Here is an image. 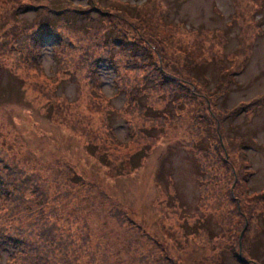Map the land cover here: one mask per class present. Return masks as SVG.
Instances as JSON below:
<instances>
[{"label": "rangeland", "instance_id": "rangeland-1", "mask_svg": "<svg viewBox=\"0 0 264 264\" xmlns=\"http://www.w3.org/2000/svg\"><path fill=\"white\" fill-rule=\"evenodd\" d=\"M116 3L164 14L186 40L216 29L219 51H207L203 41L182 50L148 26L125 25L111 12ZM89 4L0 2V177L8 188L0 184V213L12 190L25 189L22 178L34 174L50 186L39 219L56 222L53 237L86 232L91 252L81 264H105L94 251L98 244L109 264H264L262 9L251 0ZM107 9L114 15L99 14ZM39 21L57 27L36 50L29 34ZM134 28L148 32L161 52L154 53L157 70L143 77L152 83L141 81L145 70H134L146 44L128 58L130 48L117 38ZM183 70L196 79L181 77ZM141 85L154 89L139 98ZM137 106L149 108L147 119ZM199 163L208 164L209 190L200 188ZM1 241L0 264H10L14 247Z\"/></svg>", "mask_w": 264, "mask_h": 264}, {"label": "trees", "instance_id": "trees-1", "mask_svg": "<svg viewBox=\"0 0 264 264\" xmlns=\"http://www.w3.org/2000/svg\"><path fill=\"white\" fill-rule=\"evenodd\" d=\"M7 1L8 0H0V2H4V3H6ZM251 1H253V3H255L257 6H259L262 9L261 10L262 13L264 14V0H251ZM89 6H91V0H90ZM42 7H44V5H42ZM111 12L117 13L118 19H120V21L124 23L125 25L127 24L131 26L141 25V26H145V28L146 26H148L150 28L148 30L151 31V33L153 34L152 36L158 37L159 39H163L164 42H167L168 45L169 44L171 45L174 44L176 46L178 45L183 50V49H186L185 46L188 44H192L195 42L199 43L200 41H203L204 45L207 44V46L205 47L207 51H210L213 53H216L219 51L218 47L214 48V44L216 40L215 36L218 37L219 35L216 29H213L211 30V32H206V33L202 32V30H198V33H199V37H197L198 39L193 34L194 37H192L191 40H186L184 36H182V34H179V33L184 32L185 30L180 29L179 27H175V25L169 22L168 18H166L165 15L160 12L156 13L155 11H150L149 9H147L146 11H139V10L136 11L135 9H132L130 7L121 6L120 3L113 4ZM111 12H109V9H107L106 11L99 12V14L107 17V16L114 15ZM83 18H87V16ZM51 26L52 25L49 24L48 22L41 23L39 21V23L35 24L34 27H30L31 29H34L33 31H35L34 33L31 32L29 36L32 35L31 37L32 45L33 47L34 46L36 47V50L40 49L39 48V45H40L39 38L42 35H44L45 33H53V32L56 34L55 28L57 26L56 27L55 26L51 27ZM136 35H137V38H133ZM201 35H204V36L200 37ZM131 36L129 34L123 37L119 36L117 38H122L118 40H122L125 46L130 48L129 52L127 53L128 58L133 57L135 55L136 47L139 45V43L146 44V47L143 46L146 49L145 51L146 53L144 56H142V58H139L140 60L138 62L140 65L139 68L137 67L134 70L136 72L140 70H145L143 74L144 76L141 77L144 80H141V81L144 83L151 82L149 80H146L143 77H147L149 72L153 73L151 71L157 70V68L153 69V66L158 64L157 57L154 56V53L155 55H157V53L161 55V52L156 51L153 48L152 42L154 40L152 36H150V34L148 35V32H146V34L143 35L136 28H134V32H131ZM117 38H115V40H117ZM110 43H114V40L110 41ZM181 43H185V44L183 45ZM204 45L203 47H201V44H195L190 47H194L193 49H195V47L198 46L196 49L201 50V49H205ZM109 52H110L109 55L114 54L110 50ZM116 54H118V52ZM116 54L114 55L115 57L114 61L117 60ZM153 57H154V64L152 65L151 62H152ZM187 59L188 58H185V60ZM198 66L199 64L193 65L192 69L197 72ZM188 69L191 70V68H188ZM181 72L183 73L181 77L184 76L185 78L184 77L183 78L186 79L187 81L194 78L193 76L189 75V72L186 73L184 70ZM191 84L193 83H190L189 85ZM228 85L229 84H226V87H228ZM139 89H142L143 91L140 94V90H139V98L150 93L149 92L150 88H144V85L143 87L141 85ZM153 89L154 87L150 91H153ZM201 97L205 99L207 104L211 105L212 102H211L210 97L206 95H202ZM50 103L52 104V102ZM67 105L68 104L66 103L64 104L60 103L57 105V108L60 107L62 109V107L67 106ZM51 108H54V107L51 106ZM137 108L139 109V111H141L142 116L144 115V119L145 118L147 119L149 108L143 109L142 107H138V106ZM59 111H57V109L55 108V113H56L55 115L60 116V118L64 119L62 115L64 113L59 112ZM238 147L239 146L237 145V148ZM245 149L246 147L242 146V148L238 151L240 162L242 165V173L247 174V177L245 178L244 183H246V180L249 179L250 177V172H248L247 164L245 162L246 160V154H245L246 150ZM207 150L201 149L202 154L207 155ZM138 155L141 156L142 154L138 153ZM103 158L106 162H108L106 156H103ZM199 166H200L199 178L201 182L200 188L202 190H209L211 186V182H210L211 178L209 175L208 164L203 163V165H201L199 163ZM5 179H6V175H4V177H0V184L4 186L6 189H8L5 186ZM22 179H23L24 187L26 190L23 189L21 190V192H19L18 190H12L11 192L12 197L8 198L9 200H7L8 205H5V207H3L4 213H0V230H1V233L3 234V235H0V240L4 238L5 241H1L2 243H5V242L11 243V245H13L14 247V253L11 255L10 264H81L80 262L81 256L85 255L86 253L91 252L87 244L88 241H87L86 232L83 231V233L77 236L76 239L78 238V240H76L75 238L70 239L69 236L70 237L72 236V234L70 233H66L65 236L63 237H59V236L53 237L52 232L56 225V222L53 220L51 221L43 220L41 216L39 219V214H41L39 213V211L44 210L43 209V204H44V201H43L44 191L43 190H50L49 184L46 181H44L43 178H41L40 176L38 177L37 175H34V174L27 175L26 178H22ZM238 201L236 199L233 200V202L237 206V210H241L239 208ZM7 207H8V211L6 212ZM57 215L58 213L54 214L53 216H57ZM118 215H119L118 213L115 214V216H118ZM122 216L125 217L124 214ZM244 216H246L245 213L243 214V217ZM26 220H28V223L25 222ZM39 221L41 222L40 231H39ZM204 224H205L204 222L201 223L202 226ZM194 225L196 226L197 224L195 223L193 224V226L189 225L188 229L189 230L192 229L191 227H194ZM56 227L58 228V230H57V233L54 235H58L62 232V230L59 229V226H56ZM204 228L208 229L206 227H203L202 235H204ZM79 230H82V229L79 228ZM32 236H36V238L34 239L32 238ZM102 248L105 250L104 245H101L100 247V245L98 244L97 248L94 251L95 253L99 252L101 254L99 257V261H101V263L109 264V256L108 254H106V251H104V253L102 252L103 250ZM242 263H247V262H242ZM90 264H93V263L91 262Z\"/></svg>", "mask_w": 264, "mask_h": 264}]
</instances>
